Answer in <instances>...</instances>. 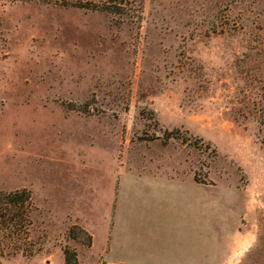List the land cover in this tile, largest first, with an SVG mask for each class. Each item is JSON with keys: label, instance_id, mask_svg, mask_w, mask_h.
<instances>
[{"label": "rangeland", "instance_id": "rangeland-1", "mask_svg": "<svg viewBox=\"0 0 264 264\" xmlns=\"http://www.w3.org/2000/svg\"><path fill=\"white\" fill-rule=\"evenodd\" d=\"M72 1L0 0V191L31 194L0 264H110L118 197L193 173L207 234L237 203L264 264V0ZM137 206L166 231L187 217Z\"/></svg>", "mask_w": 264, "mask_h": 264}, {"label": "crops", "instance_id": "crops-1", "mask_svg": "<svg viewBox=\"0 0 264 264\" xmlns=\"http://www.w3.org/2000/svg\"><path fill=\"white\" fill-rule=\"evenodd\" d=\"M194 176V173L185 177L176 175L167 178L172 181L168 184L130 190L120 195L114 205L108 244L104 250L112 257L107 263L252 264V250L259 238L249 230L248 224L240 229L237 203L220 200L228 214L233 215L235 211V219L230 220L226 229L214 227L207 234L200 213L207 204L208 185L197 181ZM186 178L188 182H183ZM217 201L218 198L212 197V207L218 205ZM150 202L167 203L175 214L183 209L187 217L173 218L168 231L161 222L151 227L139 218L146 211L137 206Z\"/></svg>", "mask_w": 264, "mask_h": 264}, {"label": "trees", "instance_id": "trees-1", "mask_svg": "<svg viewBox=\"0 0 264 264\" xmlns=\"http://www.w3.org/2000/svg\"><path fill=\"white\" fill-rule=\"evenodd\" d=\"M14 1V0H9ZM32 1V0H22ZM43 2L57 3L59 0H38ZM127 0H83V2H74L70 4L76 7L98 10H110L115 12L114 8H118L126 4ZM64 4V3H60ZM67 3H65L66 5ZM114 9V10H113ZM173 135L170 134L169 137ZM31 194L26 188L15 189L7 192L0 191V230L14 234V231H21L29 225L26 214L27 204L30 202ZM14 230V231H12ZM64 263L77 264L76 254L68 248L63 249Z\"/></svg>", "mask_w": 264, "mask_h": 264}]
</instances>
